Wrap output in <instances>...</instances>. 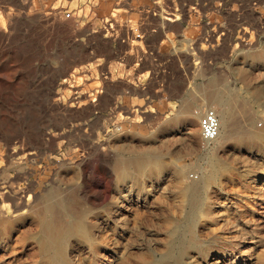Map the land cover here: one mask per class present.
<instances>
[{
    "label": "rangeland",
    "instance_id": "374dc122",
    "mask_svg": "<svg viewBox=\"0 0 264 264\" xmlns=\"http://www.w3.org/2000/svg\"><path fill=\"white\" fill-rule=\"evenodd\" d=\"M157 1L0 0V193L31 194L0 199V264H44L54 203L88 226L68 264H264V0H166L168 37ZM208 107L230 119L203 152Z\"/></svg>",
    "mask_w": 264,
    "mask_h": 264
},
{
    "label": "bare ground",
    "instance_id": "6f19581e",
    "mask_svg": "<svg viewBox=\"0 0 264 264\" xmlns=\"http://www.w3.org/2000/svg\"><path fill=\"white\" fill-rule=\"evenodd\" d=\"M165 1L166 0H159V1H157L156 5L159 8L163 9L162 4L163 3L166 4ZM37 6H38V8H37ZM37 6H36L37 9H42V10L45 7L44 4L43 5L42 4H38ZM174 9L176 10V6L175 5H174ZM43 18H44V16H43ZM173 18L175 19L174 16H173ZM168 21H171V19H168ZM116 24H117V26L119 28L128 27V29H129L130 26H138L137 24H133L131 22H129L128 24L125 23V22H122V23L121 22H117ZM90 102H92V100H89L88 102H85L83 104L84 105L87 104V103L89 104ZM219 104L224 107V106H226V101L224 99H220L219 100ZM229 119H230L229 111L227 109H223V111L221 112V115H220L221 133H220L219 139H221L222 135H223L222 127H224L225 125L228 124ZM257 135H259V134L257 133ZM142 164H144V163L142 162ZM12 188H13V186H12ZM12 190H15V189H12ZM193 190L194 189H192V187H188L185 190V193H189V191L192 192ZM18 193L19 192L16 191V190L15 191H11L10 195H8V193L6 195V193H2L1 192L0 193V196H1L0 199H2L4 197L5 198L9 197L10 198L9 201L11 202V205H14L16 207V206L22 204V202L24 201L26 196L28 198L31 196V194H28V192L26 193L25 191H22L21 192L22 194L21 193L18 194ZM57 207H62V205L60 203L50 204L47 207V209H46V211L44 213L38 215L39 225L41 227V232H40V236H39V240H38V245H39V250H40L43 258L46 260L44 262V264H68L66 262V256H65V250H64L66 244L69 242V240L71 239V237L74 234H80V235L88 236V226H87V224L84 221H82V222L81 221L73 222L68 228H65L63 225H61V224H59L57 222H54V221H48L46 219V217H44V214L53 213L55 208H57ZM2 226H4V223H3V221H0V228H2ZM176 233L178 234V231L172 232V234H176ZM178 238H180V237H178ZM166 256H167V258H172L174 256V254L173 253H169Z\"/></svg>",
    "mask_w": 264,
    "mask_h": 264
},
{
    "label": "built area",
    "instance_id": "2783aa9c",
    "mask_svg": "<svg viewBox=\"0 0 264 264\" xmlns=\"http://www.w3.org/2000/svg\"><path fill=\"white\" fill-rule=\"evenodd\" d=\"M96 1V0H94ZM101 1H107V0H101ZM171 1V0H170ZM172 3H175L172 1ZM163 9L165 6V3L162 4ZM94 9V7H93ZM145 10H140L139 14H143ZM177 11V10H176ZM149 13V11H147ZM92 13V9H90V13ZM147 13V14H148ZM83 15V10H75V11H65L64 17L65 19H72L75 17H82ZM156 15V14H154ZM169 16V15H168ZM139 26H130L129 27V34L131 35V43L136 44L134 45L135 48L138 50H141L142 54H148V44H147V39H146V33L141 32L140 27L141 23H138ZM128 29V27H126ZM142 44V45H140ZM143 57H138L136 59V62L134 63L133 67L139 68L142 65ZM136 70V69H135ZM199 127H200V144H201V150L203 152H208L211 148L215 146L217 143L220 133H221V122L219 115L215 108L213 107H208L204 110L200 117L199 121ZM189 178L191 180H196L197 174L191 173L189 175Z\"/></svg>",
    "mask_w": 264,
    "mask_h": 264
},
{
    "label": "crops",
    "instance_id": "0c3cea01",
    "mask_svg": "<svg viewBox=\"0 0 264 264\" xmlns=\"http://www.w3.org/2000/svg\"><path fill=\"white\" fill-rule=\"evenodd\" d=\"M120 1V3H118V5L119 4H123L124 2H122V1H124V0H119ZM156 3H154V5H155ZM123 6H126V5H123ZM192 10H195V8H191ZM159 10V12H160V16H162V17H160V19H161V22H162V25H163V32L162 33H166L167 35V37H168V35L170 36L172 33L170 32V31H165V28L168 30V29H170L171 27H173V26H177V24L176 23H178L179 21H180V16H179V14H177L175 11V9H174V12H170V11H167V10H164V9H162V8H159L158 9ZM115 12H116V15L117 16H121V12H126V13H128V15L127 16H129V18H131V17H133V16H137V17H139L140 18V14H139V12L137 11V10H134V9H127V8H116L115 9ZM145 14L146 13H148L147 11H145L144 12ZM164 14H166V15H170V16H172V17H168V16H164ZM126 15V14H125ZM173 16L175 17V19L173 18ZM168 19H171V21H168ZM259 21H263V17H261V16H259ZM139 20H136V22H134V24H137L138 26H139ZM166 25V26H165ZM179 25V24H178ZM246 28H248V27H245L244 29H246ZM125 30L127 31V41H128V45L130 46V47H134V45L136 44V42H134V44H132L131 43V35L129 34V29H126L125 28ZM170 40V39H169ZM172 40V39H171ZM123 42H125V41H123ZM165 42H167V39H166V41ZM131 43V44H130ZM179 73V72H178ZM167 74H170V75H172L171 73H168L167 72ZM180 74V73H179ZM147 77V78H150V72L147 70V71H145V72H143L142 74H141V77Z\"/></svg>",
    "mask_w": 264,
    "mask_h": 264
}]
</instances>
